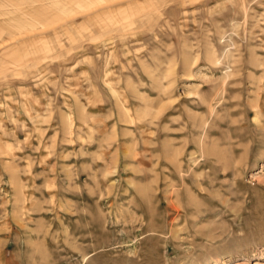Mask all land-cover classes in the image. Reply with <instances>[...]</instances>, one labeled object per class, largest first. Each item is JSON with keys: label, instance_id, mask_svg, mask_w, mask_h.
<instances>
[{"label": "rangeland", "instance_id": "1", "mask_svg": "<svg viewBox=\"0 0 264 264\" xmlns=\"http://www.w3.org/2000/svg\"><path fill=\"white\" fill-rule=\"evenodd\" d=\"M243 263L264 0H0V264Z\"/></svg>", "mask_w": 264, "mask_h": 264}, {"label": "bare ground", "instance_id": "2", "mask_svg": "<svg viewBox=\"0 0 264 264\" xmlns=\"http://www.w3.org/2000/svg\"><path fill=\"white\" fill-rule=\"evenodd\" d=\"M235 168H236V171H237L238 168H237V167H235ZM177 211H178V210H177ZM243 264H244V263H243Z\"/></svg>", "mask_w": 264, "mask_h": 264}]
</instances>
